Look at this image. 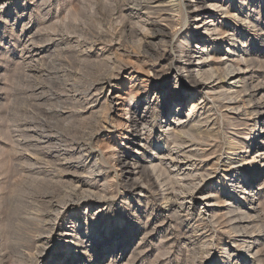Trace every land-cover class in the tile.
<instances>
[{
    "label": "rangeland",
    "instance_id": "rangeland-1",
    "mask_svg": "<svg viewBox=\"0 0 264 264\" xmlns=\"http://www.w3.org/2000/svg\"><path fill=\"white\" fill-rule=\"evenodd\" d=\"M184 1L192 8L197 3L207 6L210 3V0ZM129 2L0 0V264L15 263L9 221L18 213L16 210L19 214L38 209L48 211L53 204L60 203L62 207L73 199L70 191L73 185L77 186L75 176H87L90 171L83 162H92V158L82 152L84 147L81 149L76 145L82 140L79 133L90 128L95 137L86 146L100 151L106 158L105 168L101 171L104 173L97 184L85 187V190L89 189L85 196L94 195L96 199L73 208L69 215L57 217L54 234L46 249L49 260L59 264V256L70 248L73 254L77 253V261L68 259L66 264H264V155L259 158L256 170L251 167L253 156L252 151L249 152L256 147L264 148V129H261L264 112L259 114L264 111V0H251L253 21L250 28L242 21L226 18L224 11L217 9L212 13L218 16V21L210 27L220 31H210L203 36L209 40V45L217 40L208 55L203 56L207 63L218 68L220 63L232 61L247 71L243 80L248 89L241 91L240 98H234L241 107L230 112L224 107L226 98H208L204 97V92H196L192 82L196 78L201 80L196 74L189 75L184 70L181 81L172 75L175 72L170 74L171 67L172 70L177 66L188 68L199 62L201 55L195 54L196 43H192L185 58L172 51L177 50L173 47L188 32L193 36L196 34V27L202 22L199 13L187 15L180 25L177 18L171 24L162 23L171 32V44L165 48L161 41L152 38L156 29L147 20L126 15L124 9ZM229 2L215 0L211 3L223 4L225 9ZM234 30L239 31L238 35L242 33L239 38L242 47L236 49L237 54H229V48L235 51L230 47L232 40L224 38L226 40L222 42V35L218 33H235ZM147 47L151 54H146ZM125 49L131 55L124 53ZM31 54L35 57L31 58ZM116 62L130 67L118 74ZM134 70H138L133 74L138 77L136 80L131 79ZM168 72L170 77L166 79ZM114 75H117L114 81L118 86L112 90L110 87L100 89L99 84ZM167 82H170V88H157ZM77 88L83 93L79 94ZM169 89L172 90L169 92ZM136 92L150 104L140 100L130 106L128 100L131 93ZM116 94H121L123 100L112 99ZM184 96L189 97V102L182 107L185 115L180 116L185 131L199 139L209 137L201 147L188 144L187 151L206 150L207 158H201L203 162L197 169H218L220 173L216 179H206V184L202 185L204 193L219 191L224 186L223 162L227 155L223 136L235 132L249 142L245 148L247 154L235 160L238 172L233 174L239 182L235 184L237 198H246L248 204L245 206L237 198L233 199L223 189L221 201L227 202L214 204V213L218 217L212 220H202L201 211L206 209L203 199L199 198L189 213L171 209L161 202L168 187L161 186V180L156 179L159 170L153 171L149 165L156 146L164 147L163 152L173 148L172 140L162 136L164 128L160 123L166 120L170 106L173 105L174 112ZM96 98L100 102L99 108H94L95 103H91ZM180 99L181 103L178 102ZM108 104L110 111L106 107ZM137 111L144 114L147 127L144 134L153 147L151 150L140 148L142 139L135 145L125 139L127 117H136ZM227 113L236 117L231 126L221 119V115ZM206 121L212 126L207 128ZM46 125L52 127L47 130ZM255 127L261 131L255 134ZM173 128L174 124L170 131ZM121 157H137L147 166L146 175L139 180L142 185L139 189H133L131 183L134 180H124L119 167ZM173 176L170 172L169 177ZM245 186L248 191H244ZM229 203H233L229 208H235L232 213L221 208ZM229 218L236 219L230 222ZM237 220H243L244 226L250 225L249 233L231 230ZM66 258H69L68 254Z\"/></svg>",
    "mask_w": 264,
    "mask_h": 264
},
{
    "label": "bare ground",
    "instance_id": "bare-ground-1",
    "mask_svg": "<svg viewBox=\"0 0 264 264\" xmlns=\"http://www.w3.org/2000/svg\"><path fill=\"white\" fill-rule=\"evenodd\" d=\"M212 1H215V0H210V3H208L209 6L203 5V4L201 5V4L197 3L195 5V8H192V6L189 5L188 3H186L184 0H130V2L126 4L124 10L127 13L126 15H128V16L138 17V18H140V20L141 19L147 20V22L150 23V26L153 29H156V34H154L152 38L158 39L159 41H161L162 44H164L165 48L167 47L166 45L171 44V39H170L171 38V32L168 31L167 27L166 28L163 27L162 23L167 22V23L171 24V22H175V18H177V19H179L178 25H180V23L182 22L181 20L184 19L187 15L189 16L191 14L193 15L195 13H199L198 16L202 20V22H201V24H199L196 27L197 28L196 34L193 36V35H190V32H188L186 34V36L184 35V37H182L178 41L177 46L173 47V49H177V50H172V51L178 52L181 55V58H185L188 56V54L190 52L189 48L192 45V43H196L194 45L195 46L194 50H195V54H198V56L201 55V57H198L199 62L198 63L195 62L194 65L191 64L190 67H188V68L177 66L174 68V70H172L173 68L171 67L170 74H171V72H175V74H172V75H174L176 77V79H179L180 81L183 77L182 74H183L184 70H186L189 75H195L196 74L201 79V80H197V78H196V80L194 79V81L192 82V84H194V86H195L194 88L196 89V92L199 94L204 92L203 93V94H205L204 97H208V98H226L225 99L226 102L225 103L223 102L224 107L228 110L227 112H230L233 110H237V108L239 107L238 103H240V102L234 98H240L241 91H243V90L246 91L248 89L245 85V81L243 80L245 75L247 74V71L243 70V68H241L237 64H234L232 61L231 62L229 61L228 63H226V61H224V62L220 63L218 68L211 66L209 63H207V61H205V59H203L204 58L203 56L208 55V51L211 49V46H214V43H216L217 40L212 41L211 45H209L210 44L209 40H207L203 36H206L210 31H213V30H211L210 26H215V23L218 21V16L216 14H213L212 12H214V10H217V9H221V11H224V15H226V18H232L234 20L242 21L245 23V25H244L245 27L250 28L252 21H253L252 17L250 16V14H251V8H250L251 0H229L230 1L229 6L226 7L225 9L223 8V4H221V5H219V3L215 4L216 2L211 3ZM240 4H243L244 6L242 5V7H240L239 6ZM194 10H195V12H194ZM235 11H236V13H234ZM246 11H248V12H246ZM203 30H204V32L202 33ZM214 31L218 32V31H220V29L217 27H214ZM249 31H251V29H249ZM238 32L239 31H237V32L235 31V33H232L229 31H225L223 33H221V32L218 33L219 36L222 35V37H221L222 42H224L226 39L232 40L230 47H233L235 49V51H233L231 48H229L228 49L229 54H232V53L237 54L236 49L239 46L242 47L241 44L239 43L240 42L239 38H240V36H242V33H241V35H238ZM224 38H226V39H224ZM210 40H212V39H210ZM124 53H127L128 56L131 55L129 53V51H127V49H125ZM146 54H151V49L149 47L146 48ZM136 56H137V54H136ZM30 57L34 58L35 56L31 54ZM127 60L129 61V59H127ZM243 60H244L243 62L247 63L246 67H248V62L245 60L244 57H243ZM117 62H118V60H117ZM120 63H121V61H120ZM120 65L121 64H118L117 65L118 68L116 69L118 74L120 73L121 70L125 71L130 67V65L128 66L126 64L124 65L125 67L120 66ZM137 71L131 73V79L132 80L138 79L137 76L133 75L134 73H138ZM170 74L168 72L166 79L170 77ZM116 77H117V75L111 76L109 78H105L99 84L100 89H105L107 87H110L112 90L113 87H117L118 84L116 81H114V79ZM194 77H196V76H194ZM65 79H66V77H65ZM76 82H75V84H76ZM169 83L170 82H167V84H164L163 86L160 85L157 88L168 89V88H170ZM76 86L80 87L79 85H76ZM82 86L83 85L81 84V87ZM72 87H73V85H72ZM77 90H79V89L77 88ZM170 90H172V89H169L168 91L170 92ZM98 91H101V90H98ZM78 93L80 94L83 92H80V90H79ZM96 95H98V93H96ZM80 96H82V95H80ZM111 97H109V98L111 99ZM113 98L123 100V97L121 94H116L114 97H112V99ZM146 98L149 99L150 96L147 95ZM87 99H90V98H87ZM182 99H180V101H178V102L181 103ZM76 100L77 99H75V101ZM140 100H142L141 101L142 103L147 102V104H150L148 102V100H143V96H141L139 92L131 93V96H130V99L128 100V103H130V106H132L133 104H135L136 102H139ZM83 102H85V101H83ZM188 102H189V97L184 96L183 102L181 104L177 105L178 108H176L174 112H173L174 109H171V106H173V105L170 106V108L168 110L169 114L167 115L166 120L161 121L160 124L163 125L162 128H164L162 136L165 135L167 139H171L174 146H173V148H170L169 150H167V152H165V151L163 152L164 147L156 146L155 149H153L155 151V156L150 161L149 165L151 168H153V171L159 170L158 175H157L158 178H156V179H157V181L161 180V186H163L164 188L168 187L162 196L163 198H162L161 202L166 204V206L171 207V209L176 208V209H178L184 213H189V212H191L192 208H194L197 205L198 199L199 198L203 199V201L206 205L205 206L206 209L203 213L201 211L202 220H207V219L212 220V219L218 217L217 215H215L216 213H214L215 212L214 208H213V206H215L214 204H226V202H227V200L221 201L223 189L226 190L227 192H229L232 195L233 199L237 198V193H236L237 191H236L235 184L239 183V182L236 180L235 175L233 176V174L238 172V170L235 167V165L237 164L235 162V160H237V158L239 156H241L242 154H245V153L247 154V151L245 148L249 144V142H248V139L243 140L242 137L240 138L238 135H235L236 134L235 132L226 134V137L223 136L224 137V143H225L224 145L226 148L225 152L227 155L225 161L223 162V167L225 169V170H223V173H224L223 174V179H224L223 184H224V186L222 185V188H220L219 191H211L209 194L204 193L202 185L206 184L205 183L206 179L207 178L216 179L220 175V173L218 172V169H215L213 171L206 170L205 168H204L205 170H203V169L198 170L197 169V167L203 162V160H201V158H204V157L207 158V155L205 154L206 150L194 149V150L187 151V148H189L188 144H195L196 147H201L202 146L201 144L207 142V139L209 138V137L208 138L205 137L206 139L205 138L199 139L198 136L193 135V134H189L185 131V126L181 124L182 118L180 116L185 115V113H183L182 107H183L184 103H188ZM86 103H88V102H86ZM91 103H95L94 108L95 107L99 108V106H100L99 99H97V98H96V100L92 99ZM242 103H244V102H242ZM118 104H120V103H118ZM137 104H140V103H137ZM246 104H248V103H246ZM242 106H244V105H242ZM59 107H61V106H59ZM106 107H107L108 111L112 110L110 104L106 105ZM85 109H87V108H85ZM190 110L192 111V108H190ZM143 112H145V111H142V113ZM263 112L264 111L261 110V111H259V114H263ZM137 113L138 114L136 115V117L131 118L129 116L130 119H129V117H127L128 118L127 122H126L127 137L125 139L128 141L129 144H132V145L137 144L136 141L142 139L143 142H141L140 148L141 149L147 148V149L151 150L153 147H151V145H149L150 144V143H148L149 138L145 137L146 133L144 134L145 129H147V127L145 126L146 124L144 123V120H145L144 114H140L139 111H137ZM75 114H76V112H75ZM190 114H191V112L189 113V115ZM72 115H74V114H72ZM127 116H128V113H127ZM221 116H222L221 119L227 120V122L229 123L228 125L234 124L232 122H233V120H236V117L230 116L228 113L226 115H221ZM175 122H177V123H175ZM206 122H207L206 127L208 128L210 126V122L209 121H206ZM173 124H174V128L172 129V131H170ZM49 126H51V125H49ZM49 126H47L46 129ZM69 128H70V125H69ZM261 129H264V127H262ZM253 130L254 131L257 130V127L253 128ZM210 131H212V130H210ZM260 131L261 130H259V131L257 130L255 132V134L259 133ZM67 132H68V130H67ZM68 133H70V132H68ZM238 133H239V131H238ZM98 134L99 133H97L96 135H98ZM243 134H244V132H243ZM79 135L81 136L82 142L80 141V143H77L76 145H78L79 148H81V149H82V147H84L85 151H82V152L88 154L89 159L92 158V162L87 161V160H86V162H83L85 164V166L90 171L89 170H88L89 172L87 171L88 172L87 176H75V179H76L75 182L77 183V186L72 184L73 185L72 189L70 187V189H71V191H70L71 196L70 197H72L73 199L70 198V201L66 202L65 204H62L63 205L62 207L59 206L60 203H58L59 205L53 204L52 208L49 209L48 211H45V210L42 211V210L38 209V210H33V211H24V212H21V214H19V211L16 210V212H18V213L14 214L11 221H9V223H11V226H9V227H11V230L9 229L10 230V238L12 239V241L11 240H9V241H11V248H12V251H13L14 257H15V259H14L15 263L14 264H16V263L17 264H39V263L55 264L54 260H49L50 256H48V250H46V249H47V246H49V244H50L51 236L54 234V230H55V227L57 225V223H56L57 217L60 215H63V214L69 215V213L72 211L73 208L81 207L82 205L87 204V203L89 204L92 202L93 199H96V198H93L94 195L91 196L89 194V196H85L86 193L89 191V189L85 190V187L88 188L90 186L96 185L97 182L99 181V179L102 177L101 174H103L104 172H101V171H103L105 168L104 167L105 156L103 155V153L100 154L99 153L100 151L97 152L94 149L86 146V145H89L92 142L91 140L95 137V133L93 131V128L92 129L90 128V130H88V131H87V129L82 130L81 134L79 133ZM79 135H77V136H79ZM165 140L166 139L164 138V142H165ZM44 142H45V140H44ZM70 145H72V144H70ZM163 145H165V144H163ZM190 147H191V145H190ZM192 148H194V147H192ZM251 151H252V156H253L251 167L255 168L257 170L259 167V158H261L264 155V148L260 149V148L256 147L254 149H250L249 152H251ZM80 157H79V159H80ZM199 158L201 160L200 162L198 160ZM250 158H251V156H250ZM81 160H79V161H81ZM157 161H158V163H157ZM65 162L63 161L62 163H65ZM34 165H36V164H34ZM31 166H33V165L31 164ZM119 167H121V170H122L121 174H123L122 176H124L125 181L132 182L134 180L133 183H131V184H133V189L137 190L142 186L141 183L139 182V180L142 178V176L146 175L145 173L147 170V166L144 165L140 159H138L137 157H135L134 159L121 157L119 159ZM185 167H188V169H186ZM212 168H213V166H212ZM214 168H216V167H214ZM68 172H70V171H68ZM170 172L174 175L172 178L169 177ZM260 173H261V167H260V170L258 172V175ZM71 174H74V173H71ZM76 174H79V173L76 172ZM70 182H72V181H70ZM218 183H221V182L219 181ZM243 189H244V191H248V188H246V186L243 187ZM249 193L250 192H248V194ZM244 194H247V193H244ZM79 196H81V197H79ZM237 199L240 202H242L245 206H247L248 202H247L246 198H242V199L237 198ZM50 203H52V201H50ZM233 203H229L228 205H223V206H221V208L226 209V211H228V213H232V211L235 210V208H232V207L229 208V206H233V205H231ZM219 211H223V210H219ZM250 212H255V209H250ZM76 217L77 216H75V218ZM78 217H79V215H78ZM242 218H246V217H242ZM235 219L229 218V221L232 222ZM217 221L219 222V220H217ZM244 223L245 222H243V220L238 221L236 223V225H231V230L235 233H241V234L249 233L248 230H249L250 225L244 226ZM225 224H226V222H225ZM71 251L72 250H70V248H69L68 252L66 249V253H64V255L62 257L59 256V258H60L59 264H66V262L69 260L75 261V262L77 261V259H76L77 253L73 254ZM61 252H63V251L60 250V253ZM226 253L229 254L227 251H226ZM67 254H68L69 258H66ZM69 264H73V263H69Z\"/></svg>",
    "mask_w": 264,
    "mask_h": 264
}]
</instances>
